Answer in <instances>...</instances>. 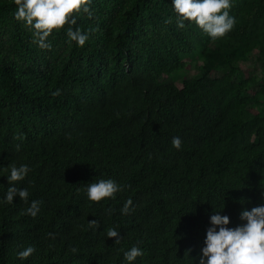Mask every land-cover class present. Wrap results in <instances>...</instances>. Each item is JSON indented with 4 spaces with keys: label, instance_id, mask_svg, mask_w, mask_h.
I'll return each mask as SVG.
<instances>
[{
    "label": "trees",
    "instance_id": "obj_1",
    "mask_svg": "<svg viewBox=\"0 0 264 264\" xmlns=\"http://www.w3.org/2000/svg\"><path fill=\"white\" fill-rule=\"evenodd\" d=\"M91 6L92 17L77 19L90 30L84 46L61 29L45 49L15 18L14 0H0V169L28 163L16 183L42 200L36 217L22 214L18 195L0 205V264H120L117 249L137 240L145 255L135 264H188L223 196L231 225L242 208L264 202V75L236 80L238 62L254 49L264 61V0H232L236 24L217 39L194 22L178 27L171 0ZM195 50L200 75L180 87L161 81ZM221 67L223 75L210 76ZM100 176L125 187L90 202L83 186ZM8 183L0 175V197ZM128 197L135 207L124 214ZM87 219L100 225L89 228ZM110 225L120 228L119 245L105 235ZM28 243L37 250L20 261L15 249Z\"/></svg>",
    "mask_w": 264,
    "mask_h": 264
},
{
    "label": "clouds",
    "instance_id": "obj_2",
    "mask_svg": "<svg viewBox=\"0 0 264 264\" xmlns=\"http://www.w3.org/2000/svg\"><path fill=\"white\" fill-rule=\"evenodd\" d=\"M16 8L14 16L23 22L32 33L33 42L40 48H51L49 39L54 30L63 29L68 42H75L78 46H84L89 40L90 30H85L77 25L80 14L93 16L92 0H14ZM175 13V22L178 27H185V22H194L210 38L224 37L236 24V17L231 14L232 0H171ZM171 17L168 22H171ZM60 88L53 91L58 95ZM23 135V134H21ZM173 147L179 149L182 146V138L173 136ZM16 149L21 144L15 145ZM31 171V166L26 162L11 161L0 169V175L7 178V190L0 197V205L13 203L14 196L27 204L21 210L22 214L36 217L41 210L42 200L36 198L29 200L30 188L18 185V181L24 180ZM33 184V180L28 181ZM125 185L111 176H100L83 186V191L90 202L100 203L106 198H115L118 192L123 191ZM213 206V205H212ZM223 202L210 212L209 223L200 246L198 258L188 257V264H264V202L244 207L239 212L240 222L231 225L230 215L223 212ZM134 203L131 197L124 200L120 211L128 214L134 211ZM97 219H87V227L98 228ZM83 227V225H82ZM105 235L115 237L114 243L120 244L122 234L116 225L107 226ZM142 241L137 240L128 247L121 245L117 249L122 253L120 264H135L137 257L145 255V249L141 247ZM36 245L28 243L17 246L15 256L20 261L26 260L34 252ZM190 250V249H189ZM72 252H77L72 247Z\"/></svg>",
    "mask_w": 264,
    "mask_h": 264
},
{
    "label": "rangeland",
    "instance_id": "obj_3",
    "mask_svg": "<svg viewBox=\"0 0 264 264\" xmlns=\"http://www.w3.org/2000/svg\"><path fill=\"white\" fill-rule=\"evenodd\" d=\"M181 59L184 61L185 66L183 70L173 73V74H163L160 79L164 83H174L177 86L182 85V81L185 78L200 75V68L203 64V57L201 56L200 50L191 51L181 55ZM239 72L236 76V80H241L248 78L252 75H257L262 77L264 75V61L259 59L258 49H254L246 59L240 60L238 62ZM227 70L217 68L212 70L210 73L211 77H219L223 75ZM259 89V86L252 87L246 94H253ZM264 109V102L259 107Z\"/></svg>",
    "mask_w": 264,
    "mask_h": 264
}]
</instances>
